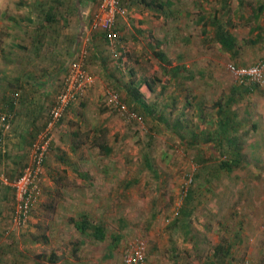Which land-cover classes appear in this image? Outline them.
<instances>
[{
  "label": "rangeland",
  "instance_id": "rangeland-1",
  "mask_svg": "<svg viewBox=\"0 0 264 264\" xmlns=\"http://www.w3.org/2000/svg\"><path fill=\"white\" fill-rule=\"evenodd\" d=\"M27 1L0 0V94L9 96L15 90L22 92L23 96L17 102L20 109L16 110L13 124L19 130H23L21 126L30 128V133H27L29 143H26L29 147L46 120L44 117L47 116L50 105L49 97L46 95L49 91L45 85L48 80L45 81V78L65 70L68 60L80 56L81 53L72 55L75 39L83 33L85 25H90V20L86 15L82 20L81 17L79 20L76 19L72 25L70 20L57 19V15L51 14L49 19L37 21L32 26V20L26 19V16H29V13L27 14L29 7H25L28 8L26 10L22 6V3ZM74 1L76 2L74 10L77 12L79 3L78 0H72L73 5ZM262 3L264 0H160L157 5L148 6L139 0H127L124 4L125 13L119 18V20L123 18L126 20L120 29V40L114 47L119 53V57L113 58L116 69L99 66L96 70L89 71L87 59L92 55L90 57L91 47L87 42L88 47L83 48L85 55L82 63L92 75L93 81L84 95L67 110L61 121L68 126L64 127L61 134L72 147L87 146L88 149L95 150L97 153H93L91 157L96 160L110 157L98 148V143L117 146V152L125 157L126 167L130 169L126 171L124 166V170L131 175L138 174L140 179L132 180V189L125 196L113 194L104 198L112 201V205H106L104 211L89 214V219L100 224L106 233L105 239L98 242H92L93 238L89 235V230L85 232V235H81L80 239H86L89 243L97 245L96 249L94 246L92 249L91 246L80 248L77 238L66 243L63 241L66 237L58 239L59 235L63 236L66 231H71L69 233L72 238L78 230L74 228L72 221L66 224L65 220L67 221L68 217L56 211V207L52 204L54 197L52 200L50 198L53 189L47 181L48 174L44 175L41 182L40 201L25 226L17 228L18 231H13L11 220L9 219L8 223L5 219L7 215L2 216L4 226L8 225L6 228L8 236L3 234L0 238V264H104L102 259L96 261L88 257H95L94 254H90L91 251L102 254L108 250L111 242L116 245L110 246L109 260L106 262L120 264L125 247L135 238H143L148 249L152 248L155 242L163 243L164 264L174 257L175 264H184L186 240L180 247L184 252H182L183 258L177 263L176 259L181 255H175L172 252L169 246L170 239L167 236L170 234L169 230L173 223H176L178 219L180 223H185L187 219L185 206H183L185 196L181 198V193L184 194V182L191 172L190 160L192 159L185 146L176 144L170 136L172 131L170 127L167 136L160 134L158 130L160 122L170 123L173 120L165 117V114L166 116L172 113L177 114L179 110L186 108L189 112L193 111L195 104L193 101L196 98L193 96L192 86L181 85L178 92L176 90L179 86L170 82L168 78L172 74L171 68L175 63L183 64L184 68L180 71L185 72L187 64H196L204 60L224 64L226 68L224 78L235 79L226 65L233 63L235 57L237 59L254 57L257 54L256 45H264V10L260 14L257 13V7ZM67 8H71L70 1ZM216 20L222 22L224 28L234 36L236 48L240 50L237 55L224 49L216 40L214 24ZM31 26L36 31L40 29L43 33L49 34L44 37L30 38L32 33L28 28ZM72 28L76 30L74 33L71 31L69 34L66 33ZM202 29H205V33H202ZM25 33L29 36L25 37ZM28 37L30 42L26 40ZM249 40L253 41L254 45ZM78 48L80 50L81 47L76 45V49ZM155 50L162 51L166 60L163 62L158 60L153 53ZM58 59L63 63L55 66L56 63L53 61ZM106 59L105 55H102L103 64L106 63ZM243 63L250 64L247 61ZM108 72L113 74L110 75V80L106 76ZM129 80L139 85L145 80L151 82L153 91L146 88L148 95L145 101L151 104L153 114L147 115L143 110L133 108V103L121 90L126 87ZM229 81L232 82L231 79ZM116 83L120 86L119 88ZM249 87L254 89L257 86ZM228 88L229 86H226V89ZM252 89L249 90L252 91ZM107 91H116L123 101L138 111L143 117L142 124L127 119L111 108L105 100ZM210 92L208 95H216ZM5 98H0V106ZM223 100L225 99L222 98L220 102ZM183 102L184 105H182ZM206 104L204 108H211L210 103L206 102ZM241 107L252 108V102L244 100ZM182 112L185 113V110ZM36 113L41 117L35 123L32 118L36 116ZM159 113L160 116H158ZM84 125L87 128L98 126V130L93 133L92 128L83 131L82 127L87 129ZM68 148L65 145L59 149L62 151L60 159L72 162L74 155ZM17 152H19L18 155ZM9 156H14V160H21L20 147L17 146L15 152L9 153ZM116 160H122V157L117 156ZM144 160H147L150 168L145 166L143 169L140 162H145ZM258 161L260 163L264 160ZM115 169L116 173L124 172L118 166ZM62 171L61 167L56 169L58 174ZM258 176V191L262 194L264 193V170L258 173ZM7 200L12 202L14 198L9 195ZM55 200L58 201V197H55ZM181 208L185 212L181 213ZM0 209L5 212L10 211L11 203L0 205ZM178 209L179 217L177 218L174 212ZM79 215H76L77 220L81 219L82 215ZM62 216L66 217L65 220H62ZM261 219L259 225L264 226V210H261ZM181 231L176 236L177 240L181 239L183 230ZM196 232L201 234L199 229ZM259 245L262 253L257 260L264 262V231L260 233Z\"/></svg>",
  "mask_w": 264,
  "mask_h": 264
},
{
  "label": "crops",
  "instance_id": "crops-1",
  "mask_svg": "<svg viewBox=\"0 0 264 264\" xmlns=\"http://www.w3.org/2000/svg\"><path fill=\"white\" fill-rule=\"evenodd\" d=\"M69 1L71 8H67ZM71 1L28 0L23 2L22 6L24 8L29 7V9L25 8L29 10V12L27 10L29 16H26V19L32 20V26L37 21L49 19L51 14L57 15V19L66 18L73 25L76 19L79 20L81 17L82 20L86 15L90 20L99 0H78L79 10L77 12L74 10L76 2L74 1L73 5ZM77 4L76 6H78ZM125 20L123 18L117 22L119 33H121L120 29H122L121 27ZM32 26L28 28V30L31 29V36L25 33V37H44L49 34L43 33L40 29L36 31ZM83 28V33L75 39V48L72 50V55L81 53L88 42L91 47L90 57L92 55L91 58L87 59L89 71L96 70L99 66L114 69L116 65L113 58L116 57L115 53L117 51L115 50L117 49L112 48L108 44L106 36L101 30L91 31L88 25ZM69 31L74 33L76 30L72 28L67 30L66 33L69 34ZM29 37L26 38L27 41H29ZM249 42L254 45L253 41L249 40ZM76 45L81 47L80 50L79 48L76 49ZM256 46L258 50L256 49L257 54L254 57H244L242 59L235 57L233 63L235 65H246L243 62L247 61L252 64L264 56V45L257 44ZM231 51L235 55L240 52L236 46ZM68 53L69 51L66 52L65 57ZM102 55L107 58L105 64H103ZM53 62L56 63L55 66L63 63L59 59ZM183 68V64L175 63L171 68L173 71L171 70L172 74L168 79L179 86L176 90L178 92L181 89V85L192 86L193 96L196 98L193 101L195 102L193 111L189 112L188 108H186L184 109L185 113L182 112L184 111L182 109L177 114L172 113L167 116L165 114V117H170L174 121L172 120L170 123L160 122L159 130L156 129L160 134L167 136L169 135L167 131L170 127L172 130L170 136L176 144L185 146L192 159L190 160V173L193 175V182L184 194L181 193V198L185 196V204L183 203V206H185L187 219L185 223H180L178 219L176 223L171 225L169 237L167 236L170 239V249L175 255H181L177 256L178 258L176 257V261L182 259L183 251L180 247L186 240L187 248L184 264H236L244 257H251L257 260L262 253L259 245V236L264 231L263 227L259 225L262 221L261 210H264V193L261 194L258 191V173L264 170V161L260 163L258 161L264 160V95H262L264 89L261 87L252 89L249 87L251 85L241 84L232 78H230L232 80L230 82L229 78H224L226 71L224 64L218 62L211 63L203 60L196 64H187L185 72L180 71ZM63 72L64 70L58 71L45 78V81L48 80L47 84H45L49 91L46 94L49 97L48 102L50 104L48 111L58 92ZM110 75H113L112 72L106 73L109 80L111 79ZM227 83L230 84L227 85ZM116 86L120 87L117 83ZM226 86H229V88L226 89ZM146 88L143 83L139 85V90L144 95V100H146L148 95ZM249 89H252V91ZM121 90L124 91V88ZM210 91L216 93V95H208L211 93ZM5 96L0 94V98H5ZM22 96L21 91H13L9 96H6L2 103L3 105L1 104L0 106V110L10 108L14 112L15 119L16 110L20 109L17 102ZM222 98L225 100L220 102ZM244 100L246 102L250 100L252 108L245 109L241 107V103ZM206 102L210 103L209 106L211 108H204V104L207 105ZM146 103L151 105L147 101ZM182 105H184V102ZM187 105L189 104L187 103ZM160 113L163 116L162 112ZM160 113L158 116H160ZM35 115L32 121L35 120L36 123L41 116H37L38 113ZM61 122L57 124L54 130V142L47 156L44 172L45 176L48 174L47 181L53 189L50 194L51 200L54 197L52 204L56 207V211L68 217L67 221L65 220L66 217H61L66 224H69V221H74L71 222L73 226L75 223L77 224V221L80 220H77V214H80L79 216L82 215L81 218L85 217L91 224L86 231H90L89 235L93 238L92 242L103 241L106 233L100 224L89 219V214L102 212L106 209V205H112L111 200L104 198H108L113 194L125 196L132 189V180L134 178L139 180L140 176L126 172L130 169L126 167L125 157L117 152V146L113 144L103 143L106 149L110 150L109 152L105 151L106 156L110 155V157L106 159L103 157L104 160H96V158L91 157L93 153L97 152L91 148L88 149L87 146L72 147L71 143L64 140L61 134L64 127L68 125L64 121ZM21 127H23V130L17 129L15 124L12 123L9 133L6 134L0 147V205L4 206L5 203H11L10 211L7 210L5 212L0 209V238H2L3 234L8 236V232H6L8 225L4 226V218L2 216L7 215L5 219L9 223L8 220H11L13 213L14 200L12 202L7 200L9 195L13 196L11 182L28 163L30 156V145L29 147L26 145L28 142L27 133H30V128ZM90 128H92V133L98 130V126ZM90 128L85 130L82 127V130L87 131ZM33 130L36 132L35 128ZM65 145L69 147V151L74 155L72 162L60 159L62 151L59 149ZM17 146L20 147L22 152L21 160H14V156H9V153L15 152ZM16 154L18 155L19 152ZM117 156H121L122 160H116ZM144 161L140 162L143 169L145 166L150 168L147 160ZM116 166L120 170H124L125 166L126 171L116 173ZM58 167L63 170L61 174L56 173ZM103 168L104 171H102ZM55 197H58V201H56L57 199L55 200ZM179 209L174 212L177 218L179 217ZM181 209V213L185 212L183 208ZM94 226L102 228L104 239L99 240L93 237L92 230ZM69 229H71L70 226ZM195 229L201 230V234L197 233ZM12 230L16 231L17 228L12 227ZM181 230H183L180 236L181 239L177 240L176 236L182 232ZM86 231L80 232L78 230L81 234L77 232L72 238L71 233H69L71 231H66L63 236L59 235L58 239L66 237L63 240L66 243L71 239L77 238L80 248L91 246L90 248L93 249L94 246V249H96L97 245H93L92 242L89 243L86 239H80L81 235H85ZM114 245L116 243H109L108 250L111 249L110 246ZM163 245V243L155 242L152 248L148 249L147 247L148 264H164ZM108 250L102 254L91 251L90 254H94L95 257L92 258L90 256L88 259L96 261L102 259L104 264H109L106 262L109 260L110 255ZM174 261L175 257L167 261L166 264H175L176 262Z\"/></svg>",
  "mask_w": 264,
  "mask_h": 264
},
{
  "label": "built area",
  "instance_id": "built-area-1",
  "mask_svg": "<svg viewBox=\"0 0 264 264\" xmlns=\"http://www.w3.org/2000/svg\"><path fill=\"white\" fill-rule=\"evenodd\" d=\"M124 4L123 0H99L90 19L89 29L104 32L106 40L112 48L120 40L117 22L125 13ZM84 55L83 50L80 56L71 58L66 64L54 102L49 108L43 126L30 145L29 161L11 182L14 197L11 216L13 228L25 226L32 211L40 201L45 163L52 148L54 130L57 124L63 119L69 107L84 95L87 87L92 83L91 75L82 63ZM115 56L119 57V53L116 52ZM227 69L239 83L264 89V56L248 65L229 63ZM105 99L106 103L117 113L140 125L142 124L143 117L123 101L116 91H107ZM13 120L14 112L10 108L0 110V147L12 127ZM192 182L193 175L189 173L184 182V193ZM262 227L264 229V226ZM122 264H148L147 244L143 238H135L129 242L124 249ZM236 264H264V262L251 257H244Z\"/></svg>",
  "mask_w": 264,
  "mask_h": 264
},
{
  "label": "trees",
  "instance_id": "trees-1",
  "mask_svg": "<svg viewBox=\"0 0 264 264\" xmlns=\"http://www.w3.org/2000/svg\"><path fill=\"white\" fill-rule=\"evenodd\" d=\"M127 0H123V2H126ZM141 3H144L145 5H157L160 3V0H139ZM264 10V3L259 5L257 7V13L260 14ZM216 26V31H215V37L216 40L220 43V45L229 51H231L235 46H236V40L232 34H230L226 28H224V25L222 22H219L216 20L214 22ZM202 33H205V29H202ZM154 56L160 60V61H165V55L163 54L162 51L155 50ZM143 84L148 88L149 91H153V86L150 81H143ZM124 92L129 98L130 102L133 103V108L134 109H141L144 111L145 114H153V108L152 106L148 105L146 101L144 100V95L142 92L139 90V84L134 83L132 80H130L127 84L126 87H124ZM136 107V108H135ZM136 109V110H137ZM138 112V111H137ZM140 114V113H139ZM141 115V114H140ZM65 116V115H64ZM142 116V115H141ZM99 149L103 150L104 152H109V149H106V146L103 143H98ZM85 217L81 218L79 221H77V224L75 223V228L79 230L80 232L86 231L87 227L91 226L89 221ZM74 222V221H72ZM92 235L94 238L102 240L104 239V234L103 230L100 226H94V229L92 230Z\"/></svg>",
  "mask_w": 264,
  "mask_h": 264
}]
</instances>
